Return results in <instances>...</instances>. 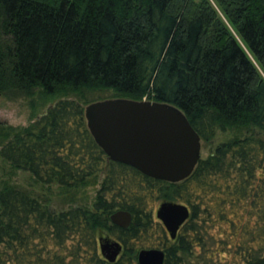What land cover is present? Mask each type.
Wrapping results in <instances>:
<instances>
[{
    "label": "trees",
    "instance_id": "obj_1",
    "mask_svg": "<svg viewBox=\"0 0 264 264\" xmlns=\"http://www.w3.org/2000/svg\"><path fill=\"white\" fill-rule=\"evenodd\" d=\"M91 92L172 105L203 145L233 135L182 181L155 180L94 143L82 110L105 98ZM36 94L75 100L0 127V158L68 207L4 184L0 264H137L151 248L163 264H264V0H0V96ZM162 202L188 210L172 240L154 216ZM118 210L128 229L110 223ZM99 239L121 245L114 262Z\"/></svg>",
    "mask_w": 264,
    "mask_h": 264
},
{
    "label": "water",
    "instance_id": "obj_2",
    "mask_svg": "<svg viewBox=\"0 0 264 264\" xmlns=\"http://www.w3.org/2000/svg\"><path fill=\"white\" fill-rule=\"evenodd\" d=\"M83 119L94 143L108 160L129 166L144 176L168 183L187 178L200 160L201 141L178 108L160 102L107 98L83 107ZM169 239L188 218L185 206L162 202L154 211ZM112 225L128 229L130 213L118 210L110 214ZM101 257L115 261L121 245L99 239ZM160 249H140L137 264H163Z\"/></svg>",
    "mask_w": 264,
    "mask_h": 264
},
{
    "label": "rangeland",
    "instance_id": "obj_3",
    "mask_svg": "<svg viewBox=\"0 0 264 264\" xmlns=\"http://www.w3.org/2000/svg\"><path fill=\"white\" fill-rule=\"evenodd\" d=\"M109 95L108 92H91L86 95V98L87 100H93L98 97L107 99ZM63 99L75 100V98H54L43 102L39 99L37 94L32 99L23 96H0V127H11L13 129L25 127L40 117L54 102ZM232 135L233 134L229 132L216 131L214 138L209 144H200V159H204L218 143L231 138ZM100 177L101 175H99L97 182H99ZM4 184L24 190L33 198L47 202L53 210L65 209L68 207V204L62 203L57 196V187L55 185L49 187L41 186L29 173L11 169L9 165L0 158V188ZM97 187L98 186L95 185L94 187L85 188L81 199L85 196L86 202L90 203ZM157 207L158 203L154 205V210ZM102 234L104 235L105 233Z\"/></svg>",
    "mask_w": 264,
    "mask_h": 264
}]
</instances>
